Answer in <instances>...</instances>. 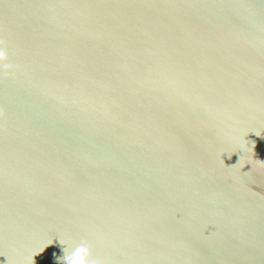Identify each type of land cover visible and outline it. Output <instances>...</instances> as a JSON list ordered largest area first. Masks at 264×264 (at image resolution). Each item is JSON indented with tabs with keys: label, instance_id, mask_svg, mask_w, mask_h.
Returning <instances> with one entry per match:
<instances>
[{
	"label": "water",
	"instance_id": "water-1",
	"mask_svg": "<svg viewBox=\"0 0 264 264\" xmlns=\"http://www.w3.org/2000/svg\"><path fill=\"white\" fill-rule=\"evenodd\" d=\"M0 38V264H264V0H0Z\"/></svg>",
	"mask_w": 264,
	"mask_h": 264
},
{
	"label": "clouds",
	"instance_id": "clouds-1",
	"mask_svg": "<svg viewBox=\"0 0 264 264\" xmlns=\"http://www.w3.org/2000/svg\"><path fill=\"white\" fill-rule=\"evenodd\" d=\"M17 65L11 62L8 43L0 38V71L6 76H12L15 74ZM259 136V133H255ZM246 137V136H245ZM243 138V146L247 147V140ZM252 151L255 150V141L251 146ZM240 160V159H239ZM65 235V234H63ZM70 241L75 243V249L67 257V264H104V261L94 255L93 245L86 238H80L77 242L72 236L65 235ZM42 251V249H41ZM39 254L38 252H32L25 259V264H35L34 257Z\"/></svg>",
	"mask_w": 264,
	"mask_h": 264
}]
</instances>
